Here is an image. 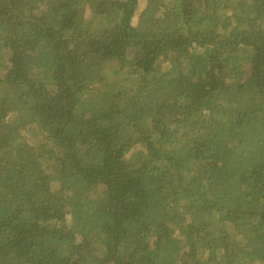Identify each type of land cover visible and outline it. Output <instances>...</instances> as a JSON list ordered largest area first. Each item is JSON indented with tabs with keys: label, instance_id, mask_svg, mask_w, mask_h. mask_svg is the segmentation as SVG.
Masks as SVG:
<instances>
[{
	"label": "trees",
	"instance_id": "16d2710c",
	"mask_svg": "<svg viewBox=\"0 0 264 264\" xmlns=\"http://www.w3.org/2000/svg\"><path fill=\"white\" fill-rule=\"evenodd\" d=\"M0 264H264V0H0Z\"/></svg>",
	"mask_w": 264,
	"mask_h": 264
}]
</instances>
